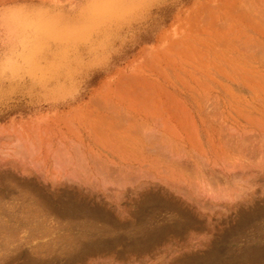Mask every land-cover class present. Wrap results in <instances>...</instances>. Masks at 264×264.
Here are the masks:
<instances>
[{
	"label": "rangeland",
	"instance_id": "rangeland-1",
	"mask_svg": "<svg viewBox=\"0 0 264 264\" xmlns=\"http://www.w3.org/2000/svg\"><path fill=\"white\" fill-rule=\"evenodd\" d=\"M0 264H264V0H0Z\"/></svg>",
	"mask_w": 264,
	"mask_h": 264
},
{
	"label": "bare ground",
	"instance_id": "bare-ground-1",
	"mask_svg": "<svg viewBox=\"0 0 264 264\" xmlns=\"http://www.w3.org/2000/svg\"><path fill=\"white\" fill-rule=\"evenodd\" d=\"M78 2H79V1H78ZM223 17H225V16H223ZM223 17H222V18H223ZM222 18H221V19H222ZM230 19H231V18H230ZM225 20H226V19H225ZM225 20H224V21H225ZM219 27H220V26H219ZM225 27H226V26H223V28H225ZM134 97H135V96H134ZM100 117H101V116H100Z\"/></svg>",
	"mask_w": 264,
	"mask_h": 264
}]
</instances>
